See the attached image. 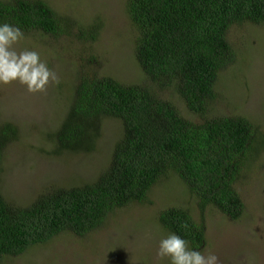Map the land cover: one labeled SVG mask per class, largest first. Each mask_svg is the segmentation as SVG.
Instances as JSON below:
<instances>
[{"label":"trees","instance_id":"1","mask_svg":"<svg viewBox=\"0 0 264 264\" xmlns=\"http://www.w3.org/2000/svg\"><path fill=\"white\" fill-rule=\"evenodd\" d=\"M136 31L134 56L143 75L135 83L86 73L78 66L65 117L52 134L53 152H92L107 119L122 133L108 164L91 180L45 188L30 203L5 199L0 188V263L62 232L82 237L116 209L149 200L162 180H175L196 204L168 206L158 214L165 233L176 232L190 248L205 244L204 211L210 206L238 219L244 211L236 182L262 154L264 132L246 116L213 114L221 70L232 64V24L264 26V0H126ZM32 32L61 33L62 20L44 0H0V23ZM94 20L74 37L94 41L102 29ZM66 26L64 25V28ZM167 93L182 100L183 115ZM16 126H0L1 158Z\"/></svg>","mask_w":264,"mask_h":264},{"label":"rangeland","instance_id":"2","mask_svg":"<svg viewBox=\"0 0 264 264\" xmlns=\"http://www.w3.org/2000/svg\"><path fill=\"white\" fill-rule=\"evenodd\" d=\"M44 1L58 13L63 31L54 35L32 32L16 48L38 51L59 84L50 83L45 92L35 94L16 82L0 86V126L10 123L17 128L16 137L2 154L0 188L5 199L17 205L30 203L47 187L94 179L108 164L122 133L118 120L107 119L92 152H53L52 133L72 101L78 66L86 73L109 75L125 83L143 80L134 56L136 31L124 10L126 0ZM96 19L103 25L94 41L87 44L82 36L74 37L79 27L84 29ZM227 39L236 47L234 62L220 73L212 113L246 116L264 132V26L232 24ZM167 95L183 115L198 120L186 111L181 99ZM261 152L236 182L244 205L240 217L230 219L210 206L204 211L201 249L216 254L218 264H264V148ZM148 197L144 203L111 212L85 236L62 232L0 264H168L157 255L158 241L166 235L158 214L168 206L186 203L197 219L199 210L175 180H162Z\"/></svg>","mask_w":264,"mask_h":264},{"label":"clouds","instance_id":"3","mask_svg":"<svg viewBox=\"0 0 264 264\" xmlns=\"http://www.w3.org/2000/svg\"><path fill=\"white\" fill-rule=\"evenodd\" d=\"M24 37L19 25L0 23V86L14 82L24 86L29 93H43L50 83L59 84L56 73L32 49L17 50L16 45ZM223 70V69H222ZM221 70V71H222ZM157 255L168 264H218L213 252L190 248L187 239L176 232L160 237Z\"/></svg>","mask_w":264,"mask_h":264}]
</instances>
